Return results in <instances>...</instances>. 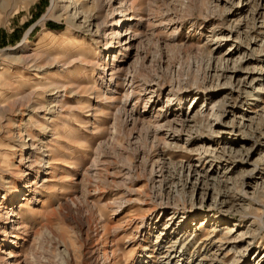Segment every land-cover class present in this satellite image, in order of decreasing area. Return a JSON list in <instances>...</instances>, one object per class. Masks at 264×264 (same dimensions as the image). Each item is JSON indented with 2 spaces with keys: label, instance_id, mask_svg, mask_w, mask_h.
Returning <instances> with one entry per match:
<instances>
[{
  "label": "rangeland",
  "instance_id": "374dc122",
  "mask_svg": "<svg viewBox=\"0 0 264 264\" xmlns=\"http://www.w3.org/2000/svg\"><path fill=\"white\" fill-rule=\"evenodd\" d=\"M1 72L7 264H264V0H6Z\"/></svg>",
  "mask_w": 264,
  "mask_h": 264
},
{
  "label": "bare ground",
  "instance_id": "6f19581e",
  "mask_svg": "<svg viewBox=\"0 0 264 264\" xmlns=\"http://www.w3.org/2000/svg\"><path fill=\"white\" fill-rule=\"evenodd\" d=\"M79 1V0H78ZM5 2H6V0H0V7H2V6H4V4H5ZM60 2H61V0H60ZM110 3V2H109ZM111 6V5H110ZM54 7V5L52 6V8ZM123 9V8H122ZM66 10V9H65ZM117 10V9H116ZM124 10V9H123ZM109 11V10H108ZM127 13V12H126ZM120 14H122V12L120 13ZM57 16V15H56ZM115 16H117L116 14H115V12L114 11H110L109 12V15H108V20H109V22L111 23V24H113V25H111L112 26V28L115 30V32H113V34L116 36V37H121V33H120V30H119V28H122V27H124L125 26V24L128 22V21H124V15L121 17V18H119V20H118V22L116 21V24H115V19H116V17ZM127 31H130V34H131V27H127L126 28V33H127ZM127 35H129V34H127ZM127 35H124V38H125V36H127ZM131 37V36H130ZM132 37H133V34H132ZM112 41V40H111ZM120 42V41H119ZM109 44V43H108ZM128 47H126V48H124V49H120V51H122V50H125V49H127ZM112 50V46L111 47H109L108 49H107V52H110ZM84 54H86V53H84ZM84 56V55H83ZM86 56H87V54H86ZM85 56V57H86ZM27 57V56H26ZM30 57V56H29ZM22 58V57H21ZM30 59V58H29ZM78 59H80V58H78ZM21 60H23L24 62L27 60L25 57H23ZM38 60V59H37ZM49 60V59H48ZM81 60V59H80ZM20 61V60H19ZM46 61V60H45ZM77 61H79V60H77ZM27 62V61H26ZM48 62V61H47ZM50 62V61H49ZM48 62V63H49ZM71 62H74V60L73 61H71ZM71 62H69V64L71 63ZM83 62V61H82ZM85 62H86V60H85ZM89 62V61H88ZM116 62H117V57H116ZM45 63V62H44ZM54 63H55V61H54ZM65 64V63H64ZM67 64V63H66ZM72 64V63H71ZM48 66H52V65H48ZM63 66V65H62ZM64 71V70H63ZM114 71V70H113ZM110 75H112V73L110 74ZM113 76V75H112ZM3 77H5L4 76V73L3 72H1L0 73V78H3ZM46 78V77H45ZM58 78V77H57ZM47 79H49L48 77H47ZM60 80H62V79H60ZM47 81V80H46ZM43 82V81H42ZM41 82V83H42ZM53 82V81H52ZM56 82V81H55ZM64 82V81H63ZM47 83V82H46ZM50 82H48V84H49ZM75 83V82H74ZM77 84V83H76ZM42 85V84H41ZM47 86V85H46ZM71 87V86H70ZM73 87V86H72ZM71 87V88H72ZM76 87H78V86H76ZM76 87H74L73 89V91H71V92H76L77 90H78V88H76ZM68 87L65 85V84H62V83H54L52 86H51V88L47 91V93H48V96H49V99L51 98V100H56V103H54V108L56 109V111H52V112H50V111H48L47 112V109H45V107H44V105L45 104H38L37 105V107H35V108H32V110H31V114H30V116H28V119L26 120V123H25V134H27V137L29 138V141H30V150H31V148L32 149H37V145L35 144V139H33V134L30 132V130H36L37 129V127H40V124L44 121V123H45V121H46V123H48V125L46 124V131H49V130H52L53 128H51L53 125H54V123L56 122L55 121V119L54 118H52V117H50V114H55V113H59V112H62L63 111V108H65V106L63 107L62 106V104H61V100H62V98L64 97V95H65V93H66V89H67ZM70 88V89H71ZM45 89V88H44ZM72 90V89H71ZM46 92V91H45ZM80 92V91H79ZM23 97V96H22ZM30 97V96H29ZM61 98V99H60ZM22 100V99H21ZM21 100H19V101H21ZM58 100V101H57ZM60 100V101H59ZM24 101H26L25 99H24ZM27 105V104H26ZM21 106V105H20ZM66 109H68L67 107H66ZM65 111V110H64ZM20 113V112H19ZM63 113V112H62ZM67 113H69V112H67ZM59 115H60V113H59ZM55 116V115H54ZM58 116V115H57ZM62 116V115H61ZM33 117H36V118H38V119H40L42 122H40L39 120H37V119H34ZM47 117H49V118H47ZM64 118V117H63ZM58 119V118H57ZM66 119V118H65ZM67 120V119H66ZM63 121H65V120H63ZM66 122V121H65ZM67 123H69L68 122V120H67ZM41 126H42V124H41ZM43 127V126H42ZM54 127V126H53ZM56 127H58V126H56ZM55 128V127H54ZM56 130H58L57 128H56ZM54 132V131H53ZM72 135V134H71ZM37 142V141H36ZM42 146H44V145H42ZM28 149V148H27ZM38 153H39V151H38ZM50 160V159H49ZM31 162V161H30ZM51 162H49V164H48V169L49 170H52V166L50 167V164ZM37 165V164H36ZM34 167H35V162H31L29 165H28V169L30 170V171H32V172H30V173H33L34 172ZM39 167H42V165H40ZM49 174V173H48ZM29 176V175H28ZM37 175L35 174V177H36ZM19 178V177H18ZM45 182H47V181H45ZM14 183V182H13ZM13 183H8V186H6L4 189H5V195L7 196L6 198H8V197H10V199H9V201H5L4 202V205H2V203L0 204L1 206H0V226L1 225H4V223H6V226L7 225H10V227H11V232H7V230L5 231H1V229H0V248L3 246V247H9V246H11V242L9 243V238H12V239H15V240H18L19 239V236H18V234H22L21 232H23V231H25V232H27V227H25V225H24V223L23 222H19V221H17L16 222V220L15 221H11V219L13 218L12 217V213H10V211H7L8 210V208L5 206L6 204H8L7 206H11L15 201L14 200H16V197L19 195V193H17V190H15L14 188H13ZM10 184V185H9ZM28 187V186H27ZM27 187H23V189L24 190H26L27 189ZM43 188H46V186H43ZM3 190V189H2ZM9 194L10 195H12V197L11 196H9ZM37 201V200H36ZM32 202H34V200L32 201ZM33 204H35V203H33ZM37 204V203H36ZM13 214H14V212H13ZM16 216V215H15ZM19 216V215H18ZM20 218H22V217H20ZM178 218H175V220H174V223L176 222V220H177ZM21 220H23V219H21ZM2 247V248H3ZM4 252H1V250H0V264H7V259L4 257V256H1V254H3ZM14 259H17V257H13ZM12 258V259H13ZM18 264V263H17Z\"/></svg>",
  "mask_w": 264,
  "mask_h": 264
},
{
  "label": "trees",
  "instance_id": "16d2710c",
  "mask_svg": "<svg viewBox=\"0 0 264 264\" xmlns=\"http://www.w3.org/2000/svg\"><path fill=\"white\" fill-rule=\"evenodd\" d=\"M48 26H49V28H51V29H55V28H56V26H54L53 24H49Z\"/></svg>",
  "mask_w": 264,
  "mask_h": 264
}]
</instances>
